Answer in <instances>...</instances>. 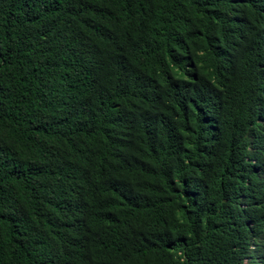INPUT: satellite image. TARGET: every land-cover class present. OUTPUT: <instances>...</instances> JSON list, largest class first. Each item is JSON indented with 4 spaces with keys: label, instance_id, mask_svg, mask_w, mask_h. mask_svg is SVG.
I'll return each mask as SVG.
<instances>
[{
    "label": "trees",
    "instance_id": "1",
    "mask_svg": "<svg viewBox=\"0 0 264 264\" xmlns=\"http://www.w3.org/2000/svg\"><path fill=\"white\" fill-rule=\"evenodd\" d=\"M0 264H264V0H0Z\"/></svg>",
    "mask_w": 264,
    "mask_h": 264
}]
</instances>
